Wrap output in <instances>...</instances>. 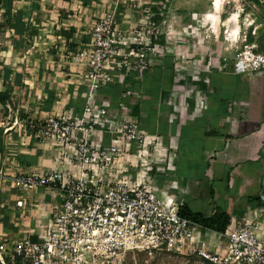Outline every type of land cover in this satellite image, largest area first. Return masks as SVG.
<instances>
[{
    "label": "built area",
    "instance_id": "obj_1",
    "mask_svg": "<svg viewBox=\"0 0 264 264\" xmlns=\"http://www.w3.org/2000/svg\"><path fill=\"white\" fill-rule=\"evenodd\" d=\"M157 4L155 12L151 2H145L143 16L125 28L114 12H106L90 23L87 36L70 50L80 84L87 88L80 95L85 99L81 115L68 105L29 123L41 141L56 145L54 166L43 172H20L8 180L0 176V202L11 187L22 192L44 188L57 199L51 202L49 218L40 220L39 231H25L8 247L9 253L0 252L3 264L4 255L9 264H112L109 258L131 250L197 254L210 264H264V191L257 206L241 217L231 216L226 228L217 231L181 214L180 195L188 187H181L175 178L155 177L173 167L176 135L169 133L166 143L164 134L151 133L141 125L133 101L142 93L132 84L161 64L172 41L161 27L170 0ZM224 33L231 37L232 29L226 26ZM241 37L244 49H237L233 71L263 70L264 52L252 36L243 33ZM228 62L222 57L220 68L225 70ZM183 68L176 62V71ZM179 74L177 84L185 79L183 72ZM110 84L123 87L117 103L102 92ZM174 93L172 104L181 110L184 95ZM194 95L203 107L206 96ZM159 153L162 161L146 164L140 174L137 167L144 166L143 157ZM122 158L126 167L112 175L110 169ZM98 170L105 172L96 175ZM15 204L22 208L26 201L19 196ZM215 212L203 211L207 216ZM0 247L5 251L1 243Z\"/></svg>",
    "mask_w": 264,
    "mask_h": 264
},
{
    "label": "crops",
    "instance_id": "obj_2",
    "mask_svg": "<svg viewBox=\"0 0 264 264\" xmlns=\"http://www.w3.org/2000/svg\"><path fill=\"white\" fill-rule=\"evenodd\" d=\"M43 1L33 0L29 8L33 23L38 28L45 19L43 11L52 12L45 16L57 17L54 21L60 22L68 20L65 16L73 15L67 12L80 7L83 11L88 10L85 16L90 23L110 11L115 13L123 28L139 21L145 2H151L153 11H158V0H91L88 4L83 0H47L45 4ZM51 6L53 9L48 8ZM225 7L223 2L221 21L227 20L232 13ZM246 8L247 5H244ZM0 10L2 19L6 9L1 6ZM186 19L189 17L183 16L177 23L185 24ZM207 21L210 20L204 16L192 46L188 44L185 30H180L181 41H184L180 46L181 55L188 56L182 63L186 77L183 79L184 99L180 103L185 107L180 110L179 106L172 104L175 83L172 84L169 77L161 79L160 72L173 61L167 55L162 59V65L153 66L147 72L141 85L142 90L143 87L144 90L150 89L151 94H143L140 90L142 96L133 102L138 105L137 115L141 125L149 132L164 134L166 143L169 133L176 135L178 151L173 164L175 168L166 173H156L155 177L175 178L181 187H188L189 191L180 197L194 211L225 210L231 216L241 217L249 208L258 205L257 198L264 191V69L255 73H235L232 61L237 49L231 44L235 39L224 36L221 40V25L219 30L212 25L213 30L207 32L205 28L210 24ZM235 23V20L232 21L231 26H236ZM75 28L77 31L69 39L76 38L75 42H78L86 36L79 26ZM70 33L66 31V37H70ZM43 35L40 30L32 38L38 40ZM58 37L66 38L63 34ZM6 40L11 45L0 46V58H3L0 61V74H3L0 90L8 89L11 100L6 104L0 103V108L4 109H0V176L3 180L20 172H43L56 162V145L41 141L30 129V121L43 119L68 105L74 106L75 114L81 115L85 104V99L80 96L85 91V85L80 84L82 80L76 67L56 64L46 57L29 62L31 58H26L28 54L35 53L38 57V52L43 56L55 55L51 50L41 52L38 47L21 46L12 27L9 34H5ZM10 48L12 51L8 56ZM222 57H227L229 61L225 70L220 68ZM60 87H63L62 90ZM192 88L196 89L190 96ZM195 92L206 96L203 107L199 105ZM12 105V111H7L6 106L12 108ZM19 111H22L21 118L14 119ZM10 116L12 121H9ZM3 118H8L6 124ZM41 189L45 194L50 193L44 188L23 192L29 200L28 208L20 212L22 219L19 224L24 231L31 230L36 223L34 217L38 214L32 208L33 197L37 198ZM19 192L22 191L16 187H11L8 192L13 195L9 202L16 210L20 209L15 204L16 198L21 197ZM191 201L199 208H193Z\"/></svg>",
    "mask_w": 264,
    "mask_h": 264
},
{
    "label": "rangeland",
    "instance_id": "obj_3",
    "mask_svg": "<svg viewBox=\"0 0 264 264\" xmlns=\"http://www.w3.org/2000/svg\"><path fill=\"white\" fill-rule=\"evenodd\" d=\"M26 0H22L19 2L18 0H14V4H25ZM47 1V0H44ZM43 3L45 4V2ZM172 3H170L167 14H166V22L162 23L161 27L164 31V34H168L170 36L171 44L170 47L167 50V56L172 57V67L171 68H165L163 69V74L160 72L161 79H164L165 77H169L173 83H178V81L175 80L176 76H180L179 72H185V70H178L175 69L176 62L185 63V59L188 58L186 55H181L182 51H180V46L184 43V41H181V32L180 30H185L186 35H188V44L191 46L193 45V40L195 39L196 32H200L199 25L201 21L203 20V17L205 16V13L208 10H212V1L213 0H170ZM224 4L226 5L225 9L228 12H237L238 17L237 21H235V25L239 26V35L238 38L235 39L234 43H231L238 51L241 49H244V42L241 36H243V33H247L249 36H252V41L259 47L264 46V21L261 20L258 16V13L260 11H263V7L253 3L250 0H247V2L251 5L250 7L244 9V5H246L245 0H223ZM158 6V4H157ZM1 8V5H0ZM49 9L52 8L48 7ZM96 8V7H95ZM94 8V9H95ZM53 9V8H52ZM55 10V9H54ZM1 12V10H0ZM3 12V11H2ZM29 13V7L26 8V11L24 13ZM55 12V11H54ZM88 10L83 11L80 7L74 8L67 12L68 14H73L71 17L68 15L65 16L68 20L66 21H54L57 17H47L45 16L46 13L51 14L50 11H43L42 15L45 17L43 25L40 26L39 31L41 30L44 33V37H41L38 40H35L31 38L29 42L30 47H38L40 48L41 52H45L47 50H51L55 56H43L40 52H38L39 57L33 53L28 54V57L31 58L29 62H32L33 60H38L41 58H47L50 62L54 61L56 64H61L63 66H73L76 67L73 63V58L71 54V49H73L76 46V38L75 39H69L73 38L76 30V26H79L80 29L83 30V33L86 30H89V19L87 20ZM2 19L0 15V20H2L0 23V46H10V41H5V34H9V29L12 27V23L8 21V16H6L3 13ZM156 18H158V15H155ZM183 16L189 17V19L184 20L185 24H178L177 21ZM92 21V20H91ZM187 22V23H186ZM210 23V21H207ZM225 21L221 22V31H220V38L221 40H224L225 36V28L226 25L224 24ZM252 23V24H251ZM47 24V26H45ZM77 24V25H76ZM177 24V25H175ZM211 24V23H210ZM208 25L205 30L211 31L213 30L211 28V25ZM257 25H259V28L257 29ZM198 26V27H197ZM229 27V25H227ZM230 25L229 28L233 29ZM67 28V29H66ZM65 31L71 32L70 37H66ZM47 33V34H45ZM64 35L66 38L63 39V37H58V35ZM84 36H87L86 33H84ZM184 37V35H183ZM7 39V37H6ZM82 39V38H81ZM3 44V45H2ZM173 46V47H171ZM4 48V47H3ZM1 50V47H0ZM71 50V51H70ZM183 50V49H182ZM174 52V53H172ZM238 53V52H237ZM1 57V56H0ZM190 60V59H189ZM0 61H3V58H0ZM34 61V62H35ZM28 62V61H27ZM171 65V64H170ZM77 68V67H76ZM186 73V72H185ZM0 74V78H1ZM184 77H186L184 75ZM65 81V80H63ZM175 86V85H174ZM173 86V87H174ZM62 90L63 87H60ZM66 88V87H65ZM174 90H177V95L182 97L185 94V82L183 83V80L180 84H177V86L174 87ZM85 86V90H86ZM196 88H194L195 90ZM191 90L194 91L193 88ZM193 90V91H192ZM175 95V93H172ZM1 107V106H0ZM14 106L12 105V108L6 106L7 111H12ZM2 111H4L3 108H0ZM22 111H19V113H16L14 119L21 118ZM11 116L9 117V121L11 120ZM13 119V118H12ZM1 120V118H0ZM4 124L8 121V118H3ZM76 163V162H75ZM121 164H116L115 168H111L110 171L112 172V175L119 174V171L121 169ZM133 168V167H130ZM147 166H142L139 164L137 167V170H145ZM175 167L170 168L169 170H174ZM79 169V168H77ZM81 170V169H79ZM105 170H98L95 174L100 175L103 174ZM130 173L133 174V176L136 175V172L133 171V169H130ZM19 191V190H18ZM21 193V196L25 199L26 205L18 210L15 209V207L10 204L9 200L13 198L12 194L4 193L3 198H5L4 202H0V243L3 245V247H6L5 251L4 248L0 247V252L9 253L10 250L8 247H12V244L15 239H18L22 236V234H25L24 228L20 226L19 222L22 219V216L20 212L22 210H26L28 208L27 201L28 198L23 192ZM39 195L37 198L33 197V204L32 208L36 210V213L38 215H35L34 220H36V223L33 225L32 230L39 231L41 228V222L42 219H48L50 216V209L52 208V204L50 203V200L52 198L57 199L56 195H53V192L50 193H44L43 189L40 190V192L37 194ZM190 205L193 208H199L194 202L191 201ZM28 220V219H27ZM4 259L6 261V264H9L10 261L7 260V258L4 255ZM112 260V264H210L209 262H206L198 257L197 254H182V253H173V252H167V251H154L151 252L149 250H131L127 251L126 253H123L119 257L113 256L109 258ZM0 264H3L0 259Z\"/></svg>",
    "mask_w": 264,
    "mask_h": 264
},
{
    "label": "trees",
    "instance_id": "obj_4",
    "mask_svg": "<svg viewBox=\"0 0 264 264\" xmlns=\"http://www.w3.org/2000/svg\"><path fill=\"white\" fill-rule=\"evenodd\" d=\"M21 2L22 0H18ZM33 0H26L25 4H14V0H0V5L6 9V16H8V21H10L13 25L12 28L14 30V36L17 40V43L21 46H27L29 45L30 39L37 35L39 32V28L36 26L35 23H33V19L31 18V12L28 14L24 11H26V8H31ZM246 1L247 7H250L251 5ZM253 3H256L263 7V11H260L258 13V16L261 17L264 20V4L261 2V0H250ZM85 4H88L91 2V0H83ZM250 5V6H249ZM66 33V31L64 32ZM164 39V35L162 36ZM259 51L263 52V46L258 47ZM162 64H158L156 66H160ZM171 65H167V68H171ZM147 74V73H146ZM3 75V74H2ZM146 76V75H145ZM145 76L141 80H137L132 84V88L141 90L143 94H151L150 89H145L142 86ZM3 77V76H2ZM172 82V81H171ZM158 87V85H157ZM123 89L121 84H110L102 89V92L110 95L112 97V100L117 103L118 96ZM154 92V91H153ZM11 100L10 91L8 89L6 90H0V103L6 104L8 101ZM134 113H138V105L134 107ZM259 201V198H257ZM259 204V203H258ZM181 214L192 218L196 220L197 222L203 224L204 226L208 228H212L217 231H223L227 224L229 223V220L231 218V215L226 212L225 210H217L213 215L207 216L202 211H194L192 210L186 202L183 201L182 206L180 207Z\"/></svg>",
    "mask_w": 264,
    "mask_h": 264
},
{
    "label": "bare ground",
    "instance_id": "obj_5",
    "mask_svg": "<svg viewBox=\"0 0 264 264\" xmlns=\"http://www.w3.org/2000/svg\"><path fill=\"white\" fill-rule=\"evenodd\" d=\"M223 3V0H213L212 1V10H208L205 13V17L210 20V23L212 22L213 27L216 30H219V26L221 25V18H220V9H221V5ZM3 11V10H2ZM237 17H238V13L237 12H232L229 16V18L227 20H225L224 24L227 26L231 25L232 21H237ZM252 24V23H251ZM259 28V25H257V29ZM232 29V28H231ZM239 26L236 25L235 27H233L232 29V38L237 39L238 35H239ZM12 49L10 48L7 51V55L9 56L11 53ZM164 148H161V150H163ZM143 160L145 161L144 166L146 167V164L148 163H153V162H161L162 161V153L159 154H154V157L149 156V157H143ZM125 159L122 158L119 160V164H121L122 167H126L125 163H124ZM122 169V168H121ZM142 170H140V174H142ZM142 180V179H141Z\"/></svg>",
    "mask_w": 264,
    "mask_h": 264
}]
</instances>
